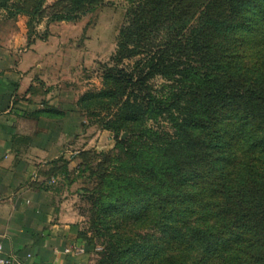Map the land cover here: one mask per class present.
Wrapping results in <instances>:
<instances>
[{"label":"trees","instance_id":"trees-1","mask_svg":"<svg viewBox=\"0 0 264 264\" xmlns=\"http://www.w3.org/2000/svg\"><path fill=\"white\" fill-rule=\"evenodd\" d=\"M184 1L126 0L103 88L79 104L95 102L103 128L158 152L142 165L155 184L136 216L144 224L153 211L157 236L127 241L124 264H264V0H204L194 12ZM69 2L76 12L87 0ZM156 79L171 86L159 93ZM126 183L109 196L120 208L132 201Z\"/></svg>","mask_w":264,"mask_h":264},{"label":"rangeland","instance_id":"rangeland-1","mask_svg":"<svg viewBox=\"0 0 264 264\" xmlns=\"http://www.w3.org/2000/svg\"><path fill=\"white\" fill-rule=\"evenodd\" d=\"M203 1L186 0L183 7L194 12ZM127 8L126 0H87L76 12L71 11L69 0H0V43L14 44L17 56L31 45H41L42 57L55 65L54 76L61 81L58 85H74L80 104L87 94L99 93L103 88V72L112 65ZM56 17L65 20L55 21ZM152 84L159 93L164 86H171L163 79ZM82 104L80 111L87 126L80 145L86 143L88 148L79 147L78 165L68 170L64 179V211L77 223L79 243L92 264H124L135 253L128 242L142 245L146 239L154 243L157 236L158 219L153 211L144 224L136 216L147 212L144 190L153 192L155 184L142 165L149 167L150 159H156L158 152L147 147L150 141L144 144L129 132L116 134L103 128L106 113L101 106L93 102L86 109ZM146 127L156 129L152 122ZM126 139L127 146H118V141ZM130 148L147 160L143 164L128 160ZM126 181L132 183L133 189L123 199L125 203L129 198L132 201L120 208L116 196H109L114 190L117 193L129 187ZM138 263L141 262L129 264Z\"/></svg>","mask_w":264,"mask_h":264},{"label":"crops","instance_id":"crops-1","mask_svg":"<svg viewBox=\"0 0 264 264\" xmlns=\"http://www.w3.org/2000/svg\"><path fill=\"white\" fill-rule=\"evenodd\" d=\"M41 50L36 43L17 56L0 43V245L18 264H92L72 250L79 228L64 211L61 174L88 148L80 145L87 123L79 92L58 85Z\"/></svg>","mask_w":264,"mask_h":264},{"label":"built area","instance_id":"built-area-1","mask_svg":"<svg viewBox=\"0 0 264 264\" xmlns=\"http://www.w3.org/2000/svg\"><path fill=\"white\" fill-rule=\"evenodd\" d=\"M72 250L75 255H81L85 252V249L81 246L78 245H73ZM67 253H71L72 251L70 249L66 250ZM31 256H28V259H30ZM0 264H18V259L17 257L13 255H7L4 252L3 247L0 245Z\"/></svg>","mask_w":264,"mask_h":264}]
</instances>
